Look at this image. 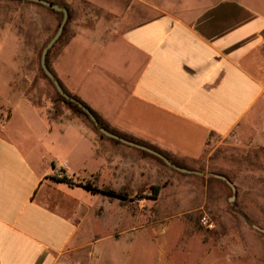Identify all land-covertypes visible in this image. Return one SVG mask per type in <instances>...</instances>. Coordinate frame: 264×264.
Returning <instances> with one entry per match:
<instances>
[{"label": "crops", "instance_id": "crops-1", "mask_svg": "<svg viewBox=\"0 0 264 264\" xmlns=\"http://www.w3.org/2000/svg\"><path fill=\"white\" fill-rule=\"evenodd\" d=\"M129 1L97 6L123 8ZM206 1H186L202 8L194 15L161 13L107 40L77 34L49 66L110 129L170 160H197L213 141L234 139L248 147L251 183H259L264 8L250 0ZM80 35L99 44L96 58L90 66L74 58L66 69L65 57L78 52L69 46ZM0 109L6 111L0 116V264H125L112 247L89 240L82 209L88 195L124 200L127 194L108 186L125 196L93 193L52 177L61 170L75 182L79 175L92 178L114 153L128 164L126 146L138 147L93 142L83 122L51 119L26 97H0ZM229 180L237 191L242 182Z\"/></svg>", "mask_w": 264, "mask_h": 264}, {"label": "rangeland", "instance_id": "rangeland-1", "mask_svg": "<svg viewBox=\"0 0 264 264\" xmlns=\"http://www.w3.org/2000/svg\"><path fill=\"white\" fill-rule=\"evenodd\" d=\"M55 1L68 7L70 15L60 40L49 52V64L77 34L107 40L161 13L194 15L202 9L192 8L187 0H130L123 8L97 6L100 1L115 0ZM250 1L264 8V0ZM62 16L33 1L0 0V97L29 98L51 119L83 122L93 142L126 145L103 134L89 117L60 98L41 67L42 49ZM79 37L69 46L78 52L65 57L66 69L73 67L74 58L82 66H90L96 58L94 49L99 44ZM1 115L6 116L4 109H0ZM234 141H213L197 160L170 157L203 174L182 172L158 156L130 146L124 152L128 164L122 162L120 153H114L113 160L103 162L94 177L79 175L76 180L124 191L127 199L86 196L83 232L99 248L119 252L125 264H264V234L253 226L264 227V177L251 183L248 147L240 148ZM245 149L246 155L242 153ZM259 170L264 173V167ZM213 172L241 181L236 194L225 180L212 176ZM158 184L161 189L155 194L153 187Z\"/></svg>", "mask_w": 264, "mask_h": 264}, {"label": "water", "instance_id": "water-1", "mask_svg": "<svg viewBox=\"0 0 264 264\" xmlns=\"http://www.w3.org/2000/svg\"><path fill=\"white\" fill-rule=\"evenodd\" d=\"M28 1H33L36 3H40L42 5H45L47 7H50L58 12H62L63 16H62V20L58 25V28L56 30V32L54 33V35L51 37V39L47 42V44L43 47L42 52H41V59H40V63H41V67L43 69V71L45 72V74L50 78V80L53 82L55 88L57 89V91L64 96L66 99L78 104L79 107H81L84 112L90 117V119L94 122L95 126L105 135L112 137L114 139H117L119 141H122L124 143L136 146L138 148L144 149L158 157H160L161 159H163L167 164L173 166L174 168L182 171V172H187V173H201L197 170H193L187 167H183L180 166L176 163H174L172 160L169 159V157L167 155H165L164 153L157 151L155 149H153L152 147L146 145V144H142V143H138L136 141H133L131 139H128L122 135H120L119 133H116L112 130L107 129L104 125L101 124L100 120L97 118V116L94 114V112L83 102L81 101L79 98L75 97L74 95H72L71 93H69L65 87L63 86V84L61 83V81L57 78V76L55 75V73L51 70L48 62H47V56L49 51L51 50V48L57 43V41L59 40V38L61 37L63 30L65 28V25L69 19V9L66 6L60 5L59 3H56L54 1H50V0H28ZM213 176L221 178L226 180L230 186L232 187L233 191H236V187L235 185L229 180L228 177H226L223 174H219V173H212ZM253 226L260 231L261 233L264 234V227L258 225V224H253Z\"/></svg>", "mask_w": 264, "mask_h": 264}, {"label": "trees", "instance_id": "trees-1", "mask_svg": "<svg viewBox=\"0 0 264 264\" xmlns=\"http://www.w3.org/2000/svg\"><path fill=\"white\" fill-rule=\"evenodd\" d=\"M50 1H54V2H56L55 0H50ZM56 3H58V2H56ZM49 8V7H48ZM50 9H52V8H50ZM52 10H54V9H52ZM62 13V12H61ZM62 15H63V13H62ZM60 40V39H59ZM58 40V41H59ZM50 52V51H49ZM48 55H49V53H48ZM47 62H48V64H49V60H48V56H47ZM45 73V72H44ZM47 76V75H46ZM48 77V76H47ZM48 79L50 80V78L48 77ZM51 81V80H50ZM52 82V81H51ZM53 83V82H52ZM54 85V84H53ZM59 93V92H58ZM59 96H60V98H62L63 100H65V101H67L69 104H71L73 107H74V109L77 111V112H79V113H83V114H85L87 117H89L85 112H84V110L81 108V107H79L78 106V104H76V103H74V102H72V101H70V100H68V99H66L64 96H62L60 93H59ZM75 96V95H74ZM75 97H77V96H75ZM77 98H79V97H77ZM80 99V98H79ZM81 100V99H80ZM82 101V100H81ZM84 102V101H83ZM85 103V102H84ZM86 104V103H85ZM87 105V104H86ZM88 106V105H87ZM89 107V106H88ZM90 108V107H89ZM91 109V108H90ZM92 110V109H91ZM93 112H94V114L97 116V118L100 120V122H101V124L102 125H104L107 129H109V130H112V129H110L109 128V126L106 124V123H104L101 119H100V117L98 116V114L94 111V110H92ZM90 118V117H89ZM92 121V120H91ZM93 122V121H92ZM94 123V122H93ZM112 131H114V130H112ZM160 158V157H159ZM54 180H57V181H65V182H67V183H69V184H71V185H80V186H83L84 188H86L87 190H89V191H91V192H93V193H104V194H110V195H115V196H120V197H122V196H125V194L124 193H122V192H120V191H116L115 189H112V188H105V187H98V186H96V185H93V184H91V183H89V182H82V181H80V182H75L74 180H73V178H71V177H68L66 174H62L61 176H59V175H57V174H55V175H53V177H52ZM160 189H161V186L158 184V185H155L154 187H153V191H154V193L155 194H158V192L160 191Z\"/></svg>", "mask_w": 264, "mask_h": 264}, {"label": "built area", "instance_id": "built-area-1", "mask_svg": "<svg viewBox=\"0 0 264 264\" xmlns=\"http://www.w3.org/2000/svg\"><path fill=\"white\" fill-rule=\"evenodd\" d=\"M56 174L61 176L63 174V172L61 170H58V171H56Z\"/></svg>", "mask_w": 264, "mask_h": 264}]
</instances>
